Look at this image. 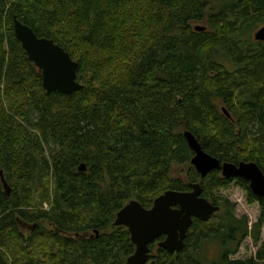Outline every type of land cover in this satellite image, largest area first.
Here are the masks:
<instances>
[{
  "label": "trees",
  "instance_id": "obj_1",
  "mask_svg": "<svg viewBox=\"0 0 264 264\" xmlns=\"http://www.w3.org/2000/svg\"><path fill=\"white\" fill-rule=\"evenodd\" d=\"M15 17L78 62L81 91H45ZM262 26L264 0H0V264H126L135 246L118 212L195 183L221 206L218 221L195 220L181 253L152 243L149 261L205 264L211 242L221 255L210 264H264V242L231 259L247 238L261 243L264 199L238 180L260 206L250 227L213 194L231 181L201 178L183 136L264 172V45L250 36Z\"/></svg>",
  "mask_w": 264,
  "mask_h": 264
},
{
  "label": "water",
  "instance_id": "obj_2",
  "mask_svg": "<svg viewBox=\"0 0 264 264\" xmlns=\"http://www.w3.org/2000/svg\"><path fill=\"white\" fill-rule=\"evenodd\" d=\"M14 30L18 41L28 56V60L41 72L43 87L48 94L59 93L66 96L83 89L78 81L79 64L70 54L53 40L40 38L27 25L14 18ZM207 28L197 25L195 31L205 32ZM255 40L264 43V27L255 34ZM226 110V109H224ZM229 116V115H228ZM193 157L190 161L196 173L205 178L213 172H220L225 180H244L251 192L264 199V172L255 162L222 163L203 149L196 136L183 133ZM82 164L79 172H85ZM1 181L8 195L10 189L3 173ZM190 191L169 190L158 197L151 209L144 208L138 201H130L116 216L115 227L128 230L135 252L126 264H147L151 254L150 245L158 239V247L170 255L185 250V240L195 220L207 223L221 210L220 206L203 197L200 183L190 185Z\"/></svg>",
  "mask_w": 264,
  "mask_h": 264
},
{
  "label": "rangeland",
  "instance_id": "obj_3",
  "mask_svg": "<svg viewBox=\"0 0 264 264\" xmlns=\"http://www.w3.org/2000/svg\"><path fill=\"white\" fill-rule=\"evenodd\" d=\"M257 30H254L252 33H250V36L252 37ZM173 171L175 177L180 176L183 179H187L190 173L189 167L185 165L180 167L175 165L173 167ZM213 194L216 197H219L221 199H226L229 202H231L232 205H235V215L239 218L246 216L249 220L250 227H252L259 220L260 217L259 203L254 202L251 204L249 202V191L244 186H242L238 180H231L230 184L226 188L216 189L215 191H213ZM208 201L213 203V201L211 200ZM45 208H47V205H45ZM212 221L217 222L218 218L214 216V218H212ZM22 230L26 235H28L30 227L27 226L26 229L22 228ZM263 242H264V231H262L261 243L259 245H255L252 239L249 237L243 242L238 253L232 256L231 259L245 260V259L254 258L257 255V252ZM203 255H205V257L209 262V263L205 262V264H210L216 259L218 260L221 255L220 246H218V244L211 242L207 243L205 245ZM147 264H152V262L148 261Z\"/></svg>",
  "mask_w": 264,
  "mask_h": 264
},
{
  "label": "flooded vegetation",
  "instance_id": "obj_4",
  "mask_svg": "<svg viewBox=\"0 0 264 264\" xmlns=\"http://www.w3.org/2000/svg\"><path fill=\"white\" fill-rule=\"evenodd\" d=\"M263 27H264V26L258 28V30L261 29V28H263ZM258 30H257V31H258ZM257 31H256V32H257ZM256 32L253 34V36H252L253 38H252V39L254 40V42H256V43H261L262 45H264L263 42H259V41H256V40H255V34H256ZM189 232H190V231H189ZM162 240H164V237H162V238L158 239L156 242H154L155 244H157V247H158V243L161 242ZM158 248H159V247H158ZM159 249H160V248H159ZM176 254H177V253H176Z\"/></svg>",
  "mask_w": 264,
  "mask_h": 264
}]
</instances>
